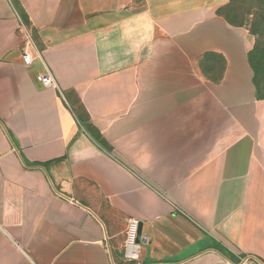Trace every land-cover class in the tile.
I'll return each instance as SVG.
<instances>
[{"label":"crops","instance_id":"crops-1","mask_svg":"<svg viewBox=\"0 0 264 264\" xmlns=\"http://www.w3.org/2000/svg\"><path fill=\"white\" fill-rule=\"evenodd\" d=\"M14 1L38 53L23 64L18 15L0 0V264H123L130 219V264H264V103L251 123L215 118L205 151L183 145L195 124L182 115L192 87L178 86V62L189 71L206 51L244 61L240 34L214 18L225 0ZM45 72L55 87L36 82ZM75 98L108 140L152 121L143 169L158 185L90 138Z\"/></svg>","mask_w":264,"mask_h":264},{"label":"rangeland","instance_id":"rangeland-1","mask_svg":"<svg viewBox=\"0 0 264 264\" xmlns=\"http://www.w3.org/2000/svg\"><path fill=\"white\" fill-rule=\"evenodd\" d=\"M212 1L208 0V3ZM214 18L226 28L240 34L245 45L242 50L244 61L239 60L237 52L236 61H233L221 52L206 51L194 57L189 63L191 74L180 62L177 64L178 86L185 84L192 87L191 97L185 106V114L182 115L195 124L193 135L187 136V140H183L182 144L197 145L202 152L207 149L211 138L222 126L219 122L214 124L215 118H225V121H234L238 118L241 122L251 123L258 113L257 108L255 109L256 104L259 106V103H264V0H225L224 4L214 11ZM218 35L213 33L210 37L219 40ZM216 44L218 47L219 42ZM250 53H253V66L248 61ZM229 70H233L236 76L228 77ZM177 91L180 92L179 89ZM72 103H76L75 111L83 130L100 148L124 162L152 185H158L157 181L143 169L147 160L152 158L155 146L153 138L157 133L152 121L143 125L145 127L143 133L141 132L143 127H136L137 131L131 136L133 138L131 140L126 138L128 136L119 135H115L114 140H108L91 124L78 99L75 98ZM199 156L200 154L192 158V161L198 162L197 166L201 164ZM190 159L191 157L186 156L179 159L174 166L173 180L184 179L185 164ZM197 166L192 169L195 171Z\"/></svg>","mask_w":264,"mask_h":264},{"label":"built area","instance_id":"built-area-1","mask_svg":"<svg viewBox=\"0 0 264 264\" xmlns=\"http://www.w3.org/2000/svg\"><path fill=\"white\" fill-rule=\"evenodd\" d=\"M18 34L22 38L21 59L26 67L33 65L34 59L32 52L38 53L36 42L32 36L31 30L25 26L18 16ZM36 82L42 87H55L52 77L48 72L38 73L35 77ZM138 232V221L130 219L125 230V241L122 247L123 264H130L137 260L140 250L139 243H136ZM238 264H255L253 258H244Z\"/></svg>","mask_w":264,"mask_h":264},{"label":"trees","instance_id":"trees-1","mask_svg":"<svg viewBox=\"0 0 264 264\" xmlns=\"http://www.w3.org/2000/svg\"><path fill=\"white\" fill-rule=\"evenodd\" d=\"M10 1L13 5L14 10L16 11L17 15L19 16L20 20L22 21V23L29 28L28 21H27L26 17L24 16L22 10L19 8L18 4L14 0H10ZM31 32H32V36H33L35 42H37V38H36L35 34L33 33L32 30H31ZM252 59H253V53H250L248 56V61L250 62V65L253 66ZM76 115H77V113H76ZM77 117H78V115H77ZM78 120H79V117H78ZM80 124H81V121H80Z\"/></svg>","mask_w":264,"mask_h":264},{"label":"water","instance_id":"water-1","mask_svg":"<svg viewBox=\"0 0 264 264\" xmlns=\"http://www.w3.org/2000/svg\"><path fill=\"white\" fill-rule=\"evenodd\" d=\"M136 243H139V240H138V232H137Z\"/></svg>","mask_w":264,"mask_h":264}]
</instances>
